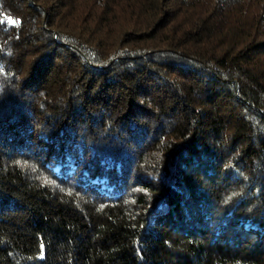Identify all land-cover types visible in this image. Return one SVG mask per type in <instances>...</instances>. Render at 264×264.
Wrapping results in <instances>:
<instances>
[{"label":"trees","instance_id":"trees-1","mask_svg":"<svg viewBox=\"0 0 264 264\" xmlns=\"http://www.w3.org/2000/svg\"><path fill=\"white\" fill-rule=\"evenodd\" d=\"M0 264H264V0H0Z\"/></svg>","mask_w":264,"mask_h":264},{"label":"snow or ice","instance_id":"snow-or-ice-1","mask_svg":"<svg viewBox=\"0 0 264 264\" xmlns=\"http://www.w3.org/2000/svg\"><path fill=\"white\" fill-rule=\"evenodd\" d=\"M9 22L13 24L17 23V21H13V20H10Z\"/></svg>","mask_w":264,"mask_h":264}]
</instances>
